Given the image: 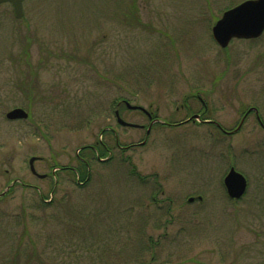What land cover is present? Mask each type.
<instances>
[{
	"label": "rangeland",
	"instance_id": "obj_1",
	"mask_svg": "<svg viewBox=\"0 0 264 264\" xmlns=\"http://www.w3.org/2000/svg\"><path fill=\"white\" fill-rule=\"evenodd\" d=\"M244 1L26 0L22 19L0 4V264L13 247L17 264L23 247L42 264H264V130L251 113L231 133L251 108L264 123V34L225 49L212 35ZM197 97L230 134L156 126L131 149L145 131L116 122L148 125L124 100L183 122ZM16 108L28 119L8 120ZM110 130L123 150L101 163L86 148L114 146ZM231 167L248 181L240 200Z\"/></svg>",
	"mask_w": 264,
	"mask_h": 264
},
{
	"label": "water",
	"instance_id": "obj_2",
	"mask_svg": "<svg viewBox=\"0 0 264 264\" xmlns=\"http://www.w3.org/2000/svg\"><path fill=\"white\" fill-rule=\"evenodd\" d=\"M26 0H0V4L10 3L14 7L15 15L17 19H22L24 17V2ZM264 34V0H246L241 4L227 10L224 12L221 19H219L212 28V35L215 42L222 48L225 49L229 46L230 42L233 40H256L262 37ZM126 106L129 110H142L143 108L131 106L126 102ZM255 111L258 116V111L256 109H250L247 114ZM29 117L28 113L17 108L12 110L6 115V118L11 121L16 120H27ZM117 122L128 128H138L139 126L125 122L116 113ZM259 119V117H258ZM244 119L241 121L238 128L233 132H238L242 125ZM36 158H32L29 162L30 170L34 175L40 178L45 176H40L37 174L34 163ZM247 180L234 168H232L224 179V186L226 188L227 194L232 200H240L247 191ZM193 199H190L192 202Z\"/></svg>",
	"mask_w": 264,
	"mask_h": 264
},
{
	"label": "flooded vegetation",
	"instance_id": "obj_3",
	"mask_svg": "<svg viewBox=\"0 0 264 264\" xmlns=\"http://www.w3.org/2000/svg\"><path fill=\"white\" fill-rule=\"evenodd\" d=\"M197 98H198V102L203 107V111L201 113H199V114H192L188 119H186L183 122H179V123H168V122H165V121H161L155 114H152L149 111L145 112V111H142V110H135V111L140 112L144 116V118L148 121V125L135 124V125H139L140 127H138V128H132V129H135V130H142V131L144 130L145 131V135H146L145 137L146 138H145V140L143 142H141L139 144H132L131 145V149H134L137 146H142L141 145L142 143L147 142L148 137L150 136L151 132L153 131V129L156 126H161L162 128L163 127H166V128H176V127H181V126L186 125V124H189V123H193V124H200V125H208V126H211V127L214 128V131H216L219 134L220 133L221 134H224V135L230 134V132L226 131L225 128L222 125L217 124L215 121H213V120H211L209 118H203V115H205V113H206V111L208 109L207 108V103L203 100V98H201V97H197ZM118 105H119V103L117 104V106ZM249 115H247V117ZM247 117L245 118V120L247 119ZM115 118H116V112H115ZM116 122H117V119H116ZM258 122H259L260 126L262 127V129L264 130V123L262 122V120H261L262 124H261V122L259 120H258ZM110 131L112 133V136L115 138V145L114 146L112 145L111 148H110L109 145L106 144L105 142H98V144L96 146H90V148H88V147L86 148V149H90V151H92L93 154H95L96 160L98 162L108 163L113 158L114 150L116 148H120V144H119V141H118V137H117L116 132L114 130H110ZM98 149L99 150L100 149H104L107 152L106 153L107 154V157L105 158L106 160H104L103 158H101V153H100V151H98ZM79 158H80V160L82 161L83 164L88 165L86 159H83V157H79ZM63 170H64V168H61L60 169L61 172ZM74 171L76 172V170H74ZM52 175L54 176L55 174L53 173ZM190 199H193V201L195 200V198H190ZM190 199H189V202H190ZM198 199L201 200L202 198L201 197H198Z\"/></svg>",
	"mask_w": 264,
	"mask_h": 264
},
{
	"label": "trees",
	"instance_id": "obj_4",
	"mask_svg": "<svg viewBox=\"0 0 264 264\" xmlns=\"http://www.w3.org/2000/svg\"><path fill=\"white\" fill-rule=\"evenodd\" d=\"M120 18H121V20H123V22L131 24V7H124V9L120 13ZM124 101H122L121 103L124 104ZM120 149L123 150L122 147H120ZM98 151H100L101 156H105L106 153H107L104 149H100V150L98 149ZM87 163H88V165H86V164L83 165L84 170L83 171L81 170L78 173H79V176L81 177V179H86L85 181L88 182L90 180V175L91 174H90V171H89L90 164H89V162H87ZM84 176L86 178H84ZM142 179H144V178H142ZM45 202H46V199L42 201V203L44 205H45ZM18 249H19V247H17V249L14 248V247L12 248V254H15V256L11 260L12 264H17V260H15V259L17 258V256L19 257L20 250H18ZM21 253L26 255V256H28V257H25L27 259L25 264H29V262L31 261L30 258H32V256L33 257L37 256V258L35 259V262H39V264H42V262L39 261V254L36 251V249L34 250V248H33L31 250V249H28V247H25V248L23 247L21 249Z\"/></svg>",
	"mask_w": 264,
	"mask_h": 264
}]
</instances>
